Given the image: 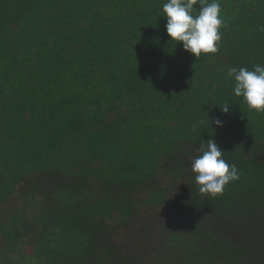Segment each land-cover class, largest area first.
<instances>
[{"label": "trees", "instance_id": "1", "mask_svg": "<svg viewBox=\"0 0 264 264\" xmlns=\"http://www.w3.org/2000/svg\"><path fill=\"white\" fill-rule=\"evenodd\" d=\"M166 2L0 0V264H264V112L227 76L264 66V0H219L199 59ZM209 139L241 173L216 198Z\"/></svg>", "mask_w": 264, "mask_h": 264}, {"label": "clouds", "instance_id": "2", "mask_svg": "<svg viewBox=\"0 0 264 264\" xmlns=\"http://www.w3.org/2000/svg\"><path fill=\"white\" fill-rule=\"evenodd\" d=\"M162 16L170 38L168 44L182 45L183 50L195 59L219 51L220 29L224 25L219 0H167L162 6ZM259 30L264 31V26ZM227 76L234 81V95L243 98L249 111L264 112V66L254 65L253 70L233 67ZM219 109L223 114L229 113L227 104ZM209 121L208 116V125ZM211 123L216 127L223 126V121L218 118L211 119ZM196 152L198 155L190 168L201 195L222 196L229 183L240 179L236 164H229L223 158L225 153L214 139L201 141Z\"/></svg>", "mask_w": 264, "mask_h": 264}, {"label": "rangeland", "instance_id": "3", "mask_svg": "<svg viewBox=\"0 0 264 264\" xmlns=\"http://www.w3.org/2000/svg\"><path fill=\"white\" fill-rule=\"evenodd\" d=\"M195 182V181H194ZM196 184V183H195ZM13 204H21L20 202H14ZM160 259H161V256H160Z\"/></svg>", "mask_w": 264, "mask_h": 264}]
</instances>
